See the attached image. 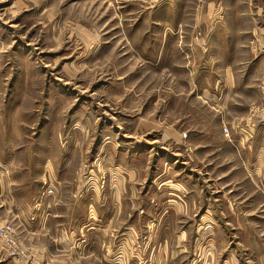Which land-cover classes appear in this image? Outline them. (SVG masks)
<instances>
[{
	"label": "rangeland",
	"instance_id": "1",
	"mask_svg": "<svg viewBox=\"0 0 264 264\" xmlns=\"http://www.w3.org/2000/svg\"><path fill=\"white\" fill-rule=\"evenodd\" d=\"M263 54L264 0H0V169L8 170L0 173V264H101L106 249L112 258L129 248L153 249L161 227L156 216L138 240H126V233L92 244L80 236L75 251L56 243L66 226L43 224L52 208L56 215L71 200L107 196L114 169L105 153L101 160L94 153L110 122L120 136L154 134L169 149L188 153L196 145L186 142L185 131L204 130L227 137L242 154L246 137L263 124L264 79L248 78L264 72ZM227 66L239 91L224 108L198 92L202 82L215 83V75H199ZM138 120H155L156 128L133 132ZM71 135L78 162L58 177L51 159L69 150ZM58 182L61 190L53 193L50 186L56 190ZM139 186L125 183L137 203L129 215H145ZM25 200L36 207L27 222L19 211Z\"/></svg>",
	"mask_w": 264,
	"mask_h": 264
},
{
	"label": "crops",
	"instance_id": "2",
	"mask_svg": "<svg viewBox=\"0 0 264 264\" xmlns=\"http://www.w3.org/2000/svg\"><path fill=\"white\" fill-rule=\"evenodd\" d=\"M258 65L264 67V54L259 57ZM223 68L222 73L200 74H214L215 83L202 82L198 92L211 97L218 106L229 107L231 96L239 91V82L233 66ZM257 76L264 79V72L252 73L248 78ZM74 123L72 120L69 128L75 129ZM109 124L111 127L103 130L109 133L103 135L101 142L97 141L100 145L94 155L101 160L105 153L103 159L107 162L109 158L108 168L114 169L116 181L109 185L107 196L93 200L94 197L87 195L83 201L71 200L64 203L56 215L52 208L43 225L49 229L54 224L66 226L56 242L59 248L75 251L72 247H77L75 242L80 236H87L92 244L108 239L112 242L126 233L129 235L126 240H138L148 219L160 217L161 227L159 236L152 239L153 249L129 248L120 258L117 254L112 258L111 250L106 249L101 253V264H197L195 260L200 255L204 258L203 264H264V123L253 137H246L248 147L242 154L227 137L208 136L204 130L185 131L186 142L196 145L195 151L188 153L182 148L169 149L154 134L152 138L141 136L138 139L125 133L120 136V129ZM135 124L140 126L133 132L142 130L141 125L154 129L157 122L138 120ZM86 127L82 126L81 130L84 132ZM76 133L74 130L72 135ZM72 135L66 143L69 150L51 159L57 162L53 175L66 174L78 162ZM61 140L62 137L59 143ZM239 140L244 143V139ZM7 171L0 169L1 175H6ZM143 171L145 175L141 179ZM137 177L139 179L134 181ZM128 182L141 186L138 189L142 190L145 206L143 216L138 210L129 215L137 203L130 200L125 191ZM54 184L50 188L58 193L60 183L56 190L52 188ZM19 211L27 222L28 216L36 211L35 202L25 200L19 205ZM111 215L115 224L112 219L108 220ZM80 226L87 230L86 234H79ZM206 240L208 243L203 242ZM198 251H202L201 254Z\"/></svg>",
	"mask_w": 264,
	"mask_h": 264
},
{
	"label": "built area",
	"instance_id": "3",
	"mask_svg": "<svg viewBox=\"0 0 264 264\" xmlns=\"http://www.w3.org/2000/svg\"><path fill=\"white\" fill-rule=\"evenodd\" d=\"M261 121H264V117H263V119L258 120V122H261ZM262 123H264V122H262ZM6 236H7V240L9 242V244L14 249H16L17 252H19V250H17V249H20L21 248V245L16 241L15 237H13V236H11L10 234H7V233H6Z\"/></svg>",
	"mask_w": 264,
	"mask_h": 264
}]
</instances>
